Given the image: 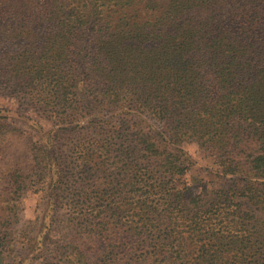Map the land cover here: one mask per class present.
<instances>
[{"label":"trees","instance_id":"16d2710c","mask_svg":"<svg viewBox=\"0 0 264 264\" xmlns=\"http://www.w3.org/2000/svg\"><path fill=\"white\" fill-rule=\"evenodd\" d=\"M46 31L48 48L0 59L53 119L84 104L105 131L80 236L103 248L67 264H264V0H0V45ZM183 143L231 185L194 191Z\"/></svg>","mask_w":264,"mask_h":264},{"label":"rangeland","instance_id":"374dc122","mask_svg":"<svg viewBox=\"0 0 264 264\" xmlns=\"http://www.w3.org/2000/svg\"><path fill=\"white\" fill-rule=\"evenodd\" d=\"M49 32L40 40H21L25 47L0 45V54L46 49L50 42L44 39ZM12 58L0 59V264H67L69 253L79 256L83 252L94 263L103 245L83 247L81 217L84 198L93 200L92 207L98 206L96 190L101 183L90 179L89 162L84 166L83 160L105 131L93 115L88 117L84 104L77 115L55 120L31 103L25 96L29 89L12 79L15 71L9 72L18 65L19 58ZM48 132H56L57 138L51 139ZM49 150L56 151L61 163L60 174L55 176L54 163L45 158ZM178 151L190 162L186 181L194 191L231 185L230 179L216 175L213 158L195 144L183 143Z\"/></svg>","mask_w":264,"mask_h":264}]
</instances>
